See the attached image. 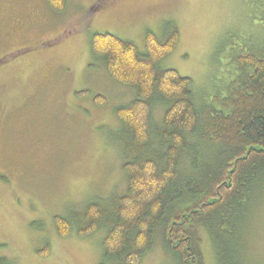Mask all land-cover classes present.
Returning <instances> with one entry per match:
<instances>
[{"label":"rangeland","instance_id":"1","mask_svg":"<svg viewBox=\"0 0 264 264\" xmlns=\"http://www.w3.org/2000/svg\"><path fill=\"white\" fill-rule=\"evenodd\" d=\"M1 9L34 23L5 32L15 22L0 14V264H101L106 230L78 227L90 205L126 189L113 111L134 91L92 60L91 35L109 33L143 51L146 31L160 38L176 28L178 45L159 68L224 96L236 47L264 42V30L248 21L243 0H68L61 13L44 0H0ZM94 95L107 103L95 107ZM162 111L154 109L155 124ZM257 199L238 230L236 264H264V190ZM55 217L70 224L66 237L56 234ZM171 257L157 234L141 264H177Z\"/></svg>","mask_w":264,"mask_h":264},{"label":"trees","instance_id":"2","mask_svg":"<svg viewBox=\"0 0 264 264\" xmlns=\"http://www.w3.org/2000/svg\"><path fill=\"white\" fill-rule=\"evenodd\" d=\"M67 1L44 0L55 13ZM243 6L248 21L264 30V0ZM167 32L159 38L146 31L143 51L109 33L89 39L92 60L134 96L113 111L126 189L108 204L90 205L78 228L106 230L101 264H141L157 234L177 264H236L244 214L264 190V42L236 47L235 74L220 96L193 90L189 78L159 68L180 38L176 28ZM93 98L95 107L107 103ZM156 107L163 110L159 124L152 118ZM54 219L56 234L66 237L70 224Z\"/></svg>","mask_w":264,"mask_h":264},{"label":"flooded vegetation","instance_id":"3","mask_svg":"<svg viewBox=\"0 0 264 264\" xmlns=\"http://www.w3.org/2000/svg\"><path fill=\"white\" fill-rule=\"evenodd\" d=\"M10 11H6L4 9H1L0 14H4V13H9V15L6 17V19L4 20V24L8 21L10 22L11 20H14L15 23L13 24H8V26L6 27L5 25H3V30L6 31H14V30H19V29H24V27H26L28 25V28L30 27V25H32L34 23V18L31 17V21L27 22V19L30 18L29 15H25V16H21L17 13V11H13L11 9H7ZM30 13L32 12V9H29ZM16 17L18 19V21L16 20ZM26 18V21H23V19ZM38 23H40V20L37 21ZM28 30V29H27ZM26 30V31H27ZM12 34V33H10ZM8 34V35H10Z\"/></svg>","mask_w":264,"mask_h":264}]
</instances>
